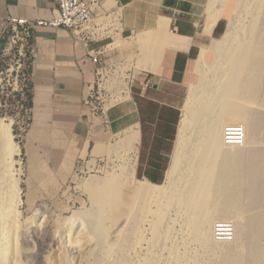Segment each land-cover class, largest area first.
Masks as SVG:
<instances>
[{
	"label": "rangeland",
	"instance_id": "rangeland-1",
	"mask_svg": "<svg viewBox=\"0 0 264 264\" xmlns=\"http://www.w3.org/2000/svg\"><path fill=\"white\" fill-rule=\"evenodd\" d=\"M211 3L213 14L222 13L218 19L225 18L227 31L223 37L216 38L204 48V55H208L201 58L196 66L200 62L209 63V56L221 51L222 41H230L231 49L236 53L241 48H249L258 39L262 52L255 70L256 103L246 118L245 145L239 148L245 180L238 190L230 194L240 211L238 217L231 216L229 220H237L236 241L239 245L235 240L233 244H217L212 234L208 236L204 231L199 232L195 218L191 217L187 209L163 215V208H157L156 204L161 195L142 197L136 189L131 197L133 204L129 208L123 199H114L115 190L124 188L125 193L131 192L137 188L138 179L146 181L141 180L145 177L138 175L142 161L138 160L134 176L130 156L134 136L124 135L123 132L115 134L110 142L102 146L92 145L89 140L91 133L98 129L109 132L106 123L108 110L124 103L129 96L127 93L131 94L132 86L151 75L146 71L149 60L153 62V58L149 59L147 54H143V34H139L130 40H117L113 47L107 49L103 60L107 64L108 87L106 91L103 90L96 77L85 104L87 113L83 116L84 122L79 123L62 120L60 113L51 114L44 110L37 114L30 107L33 93L32 56L27 54L21 58L13 52L6 59L3 53L5 47L0 51V120L12 124L13 141L20 149L15 174L22 182L23 215L26 220L37 223L33 227L39 226L40 221H47L38 228L24 229L27 237L42 235L52 239V249L43 255L45 262L57 264V250L67 249V264H145V259L150 255L155 258L153 264H229L230 258L236 256L245 257L248 264H257V241L254 240L261 233L262 222L264 224V0H211ZM238 16L245 29L233 37L232 24ZM228 67L226 85L232 83L235 77L236 61H229ZM192 74L195 76L196 72H187L182 87L185 102L190 92ZM98 94L103 96L100 102L97 100ZM97 106L99 110L95 112ZM94 114L100 128L97 126L92 132ZM176 149L175 143L171 166L176 163ZM166 163L167 168L170 161ZM1 172L0 166V176ZM168 174L165 182L163 178L159 183L162 185L155 186H164ZM143 206L147 207V212L145 221L140 224L142 220L139 214ZM96 216L103 220V241L93 235L92 225L95 226ZM67 218H73L76 234L79 233L78 228L83 226V232L77 235L85 246L81 254L68 249L69 234L73 228L64 223L63 220ZM161 220L163 227L169 228L167 233L170 232L173 240L167 241L162 254L157 255L152 241L157 236ZM214 220L213 225L219 222L217 218ZM138 223L142 239H134L133 226ZM261 239L264 240V237ZM31 244L28 248L37 253L35 242ZM261 245H264V241Z\"/></svg>",
	"mask_w": 264,
	"mask_h": 264
},
{
	"label": "crops",
	"instance_id": "crops-1",
	"mask_svg": "<svg viewBox=\"0 0 264 264\" xmlns=\"http://www.w3.org/2000/svg\"><path fill=\"white\" fill-rule=\"evenodd\" d=\"M114 1L123 7L120 34L84 41L65 28H35L32 39V108L37 114L45 110L46 113H60L62 120L84 122L85 104L97 77L95 58H104L107 49L117 40H130L143 34L142 52L149 59L153 58L146 71L151 75L132 86L124 103L108 110V133L96 130L100 125L94 114L92 132L96 131L91 133L89 141L92 145L102 146L115 134L133 135L130 156L134 176L139 160L142 166L138 175L145 177L141 180L162 185L175 150L185 103L182 87L186 74L189 70L196 72V63L208 55H204V48L224 36L225 18L214 21L211 0L106 2L111 6ZM96 12L102 13V9L98 6ZM57 16V0H0V49L10 18L25 19L36 25L51 22ZM146 81L151 87H143ZM166 161H170L167 168ZM163 178V183L159 184Z\"/></svg>",
	"mask_w": 264,
	"mask_h": 264
},
{
	"label": "bare ground",
	"instance_id": "bare-ground-1",
	"mask_svg": "<svg viewBox=\"0 0 264 264\" xmlns=\"http://www.w3.org/2000/svg\"><path fill=\"white\" fill-rule=\"evenodd\" d=\"M221 14L215 13L214 21H217ZM244 27L241 17L238 16L232 24L231 35L234 37L236 33L243 32ZM261 57L258 39L249 48H241L236 53L232 51L230 41H222L221 51L209 56V63L200 62L195 76L192 74L190 79V92L182 109L183 121L180 122L176 139V163L171 166L165 185L158 187L147 181L138 180L137 188L135 187L131 192L125 193L124 188L115 190L114 199H123L126 207L129 208L133 204L131 197L136 189L138 195L142 197L154 195L160 197L161 195V199H158L156 204L157 208H163V215L170 211L179 212L187 209L191 217L195 218L199 232L204 231L208 236L212 234L217 244H233L238 238V223L237 220H229L231 216L238 217L240 211L230 194L238 190L245 179L241 170L239 147L227 144L226 131L232 126H241L244 128L246 140V118L256 103L255 70ZM231 60L236 61V74L232 78V83L226 85ZM106 78L104 75L105 84L103 83L102 87L105 91L109 83ZM102 99L103 96L98 94V102ZM98 106L95 107V112L99 110ZM19 153V146L15 144L12 137V124L0 120L2 170L0 176V264H50L44 261L43 255L52 249L50 244L53 243L52 239L42 235H34L30 238L24 232L25 227L38 228L47 221H40L39 226L33 227L37 223L30 219L26 220L23 215L20 188L22 182L15 174V169L19 165L17 160ZM146 212L147 207L143 206L139 214L142 220L140 224L145 221ZM73 218L63 220L66 225L73 228L69 234L68 249L81 254L85 246L77 235H81L83 226L78 228L79 233L76 234ZM215 218L219 219V222L213 225ZM162 221L157 228V236L152 241L157 255L162 254L167 241L173 240L170 232L167 233L169 228L163 227ZM95 222V226L92 225L93 235L103 241L105 240L103 220L100 216H96ZM220 222H230L234 226L235 235L231 241L217 240L215 229ZM139 223L133 226L134 239L143 238L139 232ZM71 235L75 237L72 238ZM261 237H264L263 222L261 233L257 240H254L257 241V244L255 243L258 252L257 264H264V245H261L264 240ZM33 241L37 253L34 249L28 248ZM66 251L67 249L57 250V264H67ZM234 253L232 255L235 256L236 253ZM153 259L155 258L150 255L145 259V264H153ZM230 260L229 264H248L243 256H236Z\"/></svg>",
	"mask_w": 264,
	"mask_h": 264
},
{
	"label": "built area",
	"instance_id": "built-area-1",
	"mask_svg": "<svg viewBox=\"0 0 264 264\" xmlns=\"http://www.w3.org/2000/svg\"><path fill=\"white\" fill-rule=\"evenodd\" d=\"M108 0H57L58 16L51 22H40L33 25L28 20L10 18L7 28L3 34L4 57L12 55L21 58L27 54L32 56V39L34 30L39 26H50L54 28H65L73 33L77 38L84 41H95L102 38L120 34L123 20V7L114 1L113 5H108ZM99 6L102 13H97ZM96 76L98 82L103 84L106 76V62L103 58L96 57ZM144 88L151 87L146 81ZM226 142L229 145L243 147L245 144V131L241 126H232L226 131ZM216 238L219 241H231L235 235L234 226L230 222H220L216 226Z\"/></svg>",
	"mask_w": 264,
	"mask_h": 264
},
{
	"label": "trees",
	"instance_id": "trees-1",
	"mask_svg": "<svg viewBox=\"0 0 264 264\" xmlns=\"http://www.w3.org/2000/svg\"><path fill=\"white\" fill-rule=\"evenodd\" d=\"M31 88L33 89L32 84H31ZM30 100H31L30 107L32 108L33 107V93L30 96Z\"/></svg>",
	"mask_w": 264,
	"mask_h": 264
}]
</instances>
